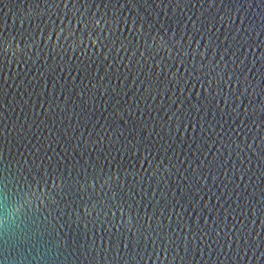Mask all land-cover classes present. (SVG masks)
Instances as JSON below:
<instances>
[{
  "label": "water",
  "instance_id": "water-1",
  "mask_svg": "<svg viewBox=\"0 0 264 264\" xmlns=\"http://www.w3.org/2000/svg\"><path fill=\"white\" fill-rule=\"evenodd\" d=\"M0 264H264V0H0Z\"/></svg>",
  "mask_w": 264,
  "mask_h": 264
}]
</instances>
